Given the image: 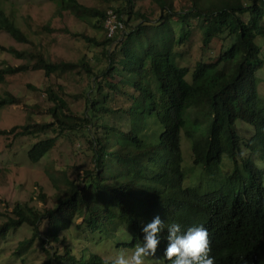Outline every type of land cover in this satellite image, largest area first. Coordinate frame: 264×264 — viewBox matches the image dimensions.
Masks as SVG:
<instances>
[{
	"label": "trees",
	"instance_id": "1",
	"mask_svg": "<svg viewBox=\"0 0 264 264\" xmlns=\"http://www.w3.org/2000/svg\"><path fill=\"white\" fill-rule=\"evenodd\" d=\"M1 1L0 30L30 47L0 49L24 60L1 66L0 84L31 70H41L45 82L28 86L40 103L0 93V107L23 104L28 112L25 124L0 136H40L25 151L35 164L59 137L78 134L90 158L75 178L68 168H48L51 194L40 186L34 200H1L0 240L28 230L13 255L25 261L40 250V264H103L105 256L134 250L143 224L159 215L166 227L207 228L215 264H264V168L255 162L258 154L264 161V0H151L149 11L139 0H105L107 8L50 0L59 16L83 25L65 29L84 42L76 61L49 53L44 37L32 39ZM108 10L117 23L111 35ZM52 31L49 24L36 29ZM197 32L199 56L189 66ZM70 82L81 89L69 90ZM36 113L49 120L36 121ZM239 121L251 126L250 137ZM223 157L232 164L228 175L217 173ZM196 166L213 183L187 181ZM7 175L0 170V185ZM167 235L165 228L156 256L172 264L164 256Z\"/></svg>",
	"mask_w": 264,
	"mask_h": 264
},
{
	"label": "rangeland",
	"instance_id": "2",
	"mask_svg": "<svg viewBox=\"0 0 264 264\" xmlns=\"http://www.w3.org/2000/svg\"><path fill=\"white\" fill-rule=\"evenodd\" d=\"M87 6H96L107 8L109 1L105 0H79ZM179 4V2H176ZM1 5L6 12L13 10L16 15V21L19 26L27 31L30 37L37 40L44 37L47 51L53 55L64 57L67 60L76 61L85 51L84 42L74 39L72 34L65 32V29L70 31H83V25L66 13L59 16L56 12V3L50 0H2ZM138 5L142 6L143 10L149 11L152 6H155L151 0H139ZM49 24L53 29L52 33L37 34L36 29L39 26ZM88 35H95L99 38L101 31L94 30V28H87L84 30ZM13 47L17 50H23L30 47L27 43H21L13 39L8 33L0 30V49ZM200 36L199 33L194 34L191 44L187 49L190 54L191 62L189 66H193V62L199 56ZM3 50V49H2ZM0 50V67L5 64L20 65L24 62L23 59L14 58L8 51ZM264 73V70L259 72V75ZM259 83L258 93L264 96V77ZM45 82V78L41 70H31L24 73H17L7 76L5 81L0 84V93L10 91L13 94L20 96L26 103H40L42 97L36 91L30 89L28 86L41 87ZM67 83V82H66ZM83 84V83H82ZM69 90L78 92L82 86L79 83L70 82L66 84ZM77 104V103H76ZM33 119L36 121L49 120V117L44 114H34ZM28 120V112L23 104L9 105L0 107V129H9L15 125L25 124ZM237 128L241 130L242 134L250 137L253 133L250 125L239 121ZM70 139L67 137H59L55 147L38 163H30L25 155V151L35 142L40 136H20L18 138L11 137V135L0 136V170L7 172V178L4 184L0 185V210L4 209L5 202H12L15 200H33L35 193L38 192L39 187L47 193L51 194V186L49 184V177L47 169L52 167L54 170H61L68 168V175L75 178L77 173L82 174L84 168L90 166V158L84 152L85 149L81 147L83 137L80 135L71 134ZM255 162L259 168H264V161L261 155L258 154ZM189 158L186 155L185 162ZM223 157L222 166L216 168L213 166L218 175H228L232 170V164ZM189 169H191L189 167ZM187 169L188 171H191ZM203 168L196 166L192 172L186 173L187 181H197L205 184L211 178L210 175L202 173ZM211 173V172H209ZM213 183V181H209ZM200 184V183H199ZM1 200L4 202H1ZM1 220V217H0ZM28 235V230L19 228L13 231L6 239L0 240V264H40V250L27 252L25 261H22L18 256L13 255V250L20 239ZM148 264H164L160 257L150 258Z\"/></svg>",
	"mask_w": 264,
	"mask_h": 264
},
{
	"label": "clouds",
	"instance_id": "3",
	"mask_svg": "<svg viewBox=\"0 0 264 264\" xmlns=\"http://www.w3.org/2000/svg\"><path fill=\"white\" fill-rule=\"evenodd\" d=\"M167 229V247L164 256L172 264H215L211 253V238L203 225L189 226L181 231V225L172 223L166 227L159 215L143 224V238L131 252L119 250L114 255L105 256L103 264H145L149 257H156L160 234ZM245 264L247 262L245 261Z\"/></svg>",
	"mask_w": 264,
	"mask_h": 264
},
{
	"label": "built area",
	"instance_id": "4",
	"mask_svg": "<svg viewBox=\"0 0 264 264\" xmlns=\"http://www.w3.org/2000/svg\"><path fill=\"white\" fill-rule=\"evenodd\" d=\"M107 13L109 17H107L105 21V27L108 29V34L111 35L114 32L117 23L114 21L115 15L112 13V11L108 10ZM119 26H121V24H119Z\"/></svg>",
	"mask_w": 264,
	"mask_h": 264
}]
</instances>
